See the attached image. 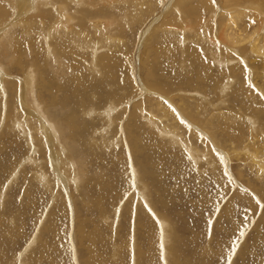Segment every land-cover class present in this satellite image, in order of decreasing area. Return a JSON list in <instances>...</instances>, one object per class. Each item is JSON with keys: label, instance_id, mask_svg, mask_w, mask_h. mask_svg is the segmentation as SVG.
<instances>
[{"label": "rangeland", "instance_id": "obj_1", "mask_svg": "<svg viewBox=\"0 0 264 264\" xmlns=\"http://www.w3.org/2000/svg\"><path fill=\"white\" fill-rule=\"evenodd\" d=\"M202 1L189 0V4L194 6L197 2L198 4L204 2ZM235 1L228 0L226 4L228 6H226L222 4L221 0H212L209 7L211 6L216 13L212 17L210 14L207 15L211 23H204L203 15L206 12L200 11L201 16L197 20V23L199 22L198 29L195 30L196 22L192 27L182 20L166 27L164 21H170V17H172L171 20L176 19L178 16L176 11H182V6L176 0L172 3L171 8H169L170 0H156L150 9L146 7L147 3L143 2L141 9L143 21L137 24L132 21L135 16L129 19L127 11L130 6L129 0H86L84 1L83 14L75 12V9L71 7V1L65 0V7L69 10V14L77 19L76 22L70 20L65 25L66 27L79 26L80 24L83 27L88 26L89 23L88 28L99 29L101 32L99 35L102 36L114 33L122 35L124 32L123 36H118V40H120L125 35L121 43L123 47L119 46L117 49L110 47L105 41L96 40L95 43H99L96 45L97 53L94 55L99 57L104 54L113 57L116 56V53H122L124 58L126 57L127 61L131 62V64L127 62L126 72L129 79H127V87H130L131 90L126 89L130 90L127 91L129 94L132 91L133 95L127 102L113 105L115 106L112 108V110L115 109L113 114L117 115L118 122L116 121V125L112 123V126V124L102 122V116L98 112L105 115L108 108L103 107L105 103L102 100V103L100 100L98 101L103 106L97 101L98 95L93 92L95 89L93 85L90 86L92 89L87 88L90 92L86 93L84 89L85 95L81 91L83 93L76 95V98L67 96L65 92L58 93L59 101H56L59 102V109L53 110L51 106L44 107L50 103L51 98H49L50 94L42 89L40 78L37 76L33 81L34 100L27 101V108L21 109L22 105L17 104L20 100L18 95L20 91L15 92L12 84L5 87L4 83L12 81L19 84L18 78L23 79L22 71L15 70V66L12 65L13 67L10 66V69H12L13 76H9L8 80L1 76L3 91L0 89V93H2L0 98V140L3 136L5 140L0 141V211L13 210V215L22 220V231L16 237L14 236L13 244L16 249L8 253L9 257L13 255L16 258L20 255L22 260L23 250L25 252L28 249L24 248L27 246L30 249L38 248L34 239L41 234L49 246V252L55 264H87V259H91L93 264H264V174H258V171L248 162V158L243 153L241 154L242 148L252 145L255 140L258 141L257 145H262L258 151H264V142L261 137L248 141L250 139L248 118L258 116L259 106L264 107V65L262 64L264 62L252 55L247 57L249 60L240 56L239 51L235 49L234 42L224 40L217 34L218 28L223 29L221 24L225 18L220 15L221 10L225 8L227 11L228 9L245 8L242 14L235 12L237 15L234 18L236 22L233 26L235 32L237 26L242 28L246 25L240 31L244 30L245 32H239L244 37L250 35L255 29L264 27L262 23L264 12L256 13L247 10L252 6L248 0ZM255 1L263 3L264 10V0ZM133 8L135 7L133 6ZM168 11L170 15H166ZM255 14H258L259 19L247 26V20L249 21V18ZM91 15L93 16L91 17ZM67 16L66 18H68ZM183 16L186 17L184 14ZM10 21L1 25L3 26L2 31L10 24ZM180 24L191 27L184 33V36L186 35L184 44H182L180 36H177L183 29ZM164 27L174 28V30L177 28L179 33L163 34L164 31L161 29ZM14 28L10 29L18 36L19 28ZM146 30L149 32L145 33ZM194 30L199 34L196 35ZM117 31L120 34L116 33ZM36 34L42 35L41 32ZM210 40L212 43L214 41L218 43L217 47L220 53L217 54V62L214 59L215 54H212L210 50L211 48L215 49ZM19 41L27 40L20 39ZM70 44L71 47L78 50L80 55L86 57L89 68L93 69L91 50L76 48L74 44ZM165 45L174 48L173 57L170 55V62L164 56ZM24 49L25 46L21 48V50ZM157 51L160 52L157 53ZM192 52L197 53L199 57L202 56L203 59L205 57V64L209 67L204 66L205 69L203 68L206 71H203L204 81L202 83L199 81L202 78L198 76V68H195L197 62L194 61V58L189 57ZM30 56L32 57V55ZM119 58L124 60L121 55L116 56L115 59L121 61ZM25 60L30 62L29 67H33L34 70L37 68L36 71L41 70L38 68L37 62L34 61L35 65H33L29 58ZM143 60L156 64L157 67H165L168 76L167 78L159 77V81L167 82L170 86L177 78L175 75L177 72L185 84L176 87L179 89H173L168 95L156 90H153L152 94H144L143 88L146 87L150 90L144 84L145 82H151L155 86H158L159 82L154 84L155 81L146 74L145 67L141 64ZM3 63L0 64L2 73L5 69ZM170 63L174 65L172 66ZM75 64L80 66L82 71L85 70V66L77 64L76 61ZM98 66L96 70L87 69L85 71L88 75L90 74L89 78L95 80L101 78V70ZM231 71L233 73L232 84L227 83L226 94L220 97L218 88L221 83V85L225 83L227 78H231ZM256 74H262L263 77L260 75L262 79ZM96 84L98 85L97 90L103 89L99 82ZM234 85L239 91L234 90ZM238 85L239 87H237ZM83 88L80 89L83 90ZM200 89L204 94L200 92ZM97 90L95 89V92H100ZM41 93L46 97L41 96ZM45 93L48 96L44 95ZM38 95L39 97H37ZM40 97L41 99H39ZM91 98L93 99L90 100ZM81 99L86 100L87 104L90 103L88 109L82 110V104L77 102ZM34 101L37 105L40 103L39 109L34 105ZM4 103H7L9 110L5 109ZM97 104L99 105L97 106ZM156 104H160V107L164 109L157 110ZM47 107L52 109V112H48L55 115L61 122L64 116H71L70 125L76 129V132L74 129V140L85 159V172H87L85 182L82 178L77 179V189L75 186L77 182L75 184L72 182L73 176L70 175V169L65 168L67 160L70 159L68 155L61 159L62 170L59 168L53 170L54 166L49 161V151L45 152L44 149H41L42 147L38 145V142H34V139L30 142V139L35 137L34 131L40 129V123L36 118V115L42 117L39 110L47 119L49 118L45 110ZM99 108L102 109L98 110ZM132 110H135L137 116L129 120ZM27 111L32 113L34 111L36 115L34 117L28 115ZM144 111L156 120L160 130L166 129L167 135L174 132L177 137H182L184 142H188L194 147L193 150L198 152L197 155H200L201 151L202 154L206 152L214 162L204 164V160H200L198 163H194L188 154L181 150L182 148L169 143L166 134L164 136L160 133L161 131H158L159 129L148 125L146 118H143V116H148L143 114ZM213 111H217V113L214 114ZM165 112H167L166 115L163 114ZM209 113L211 116L215 115L212 120L220 119L222 122L230 118L226 122L227 130L230 136L238 138H228L225 132L215 130L211 125L212 120ZM218 113L220 115H216ZM221 114L226 115V118H222ZM237 117L241 119H235ZM17 118H21L20 124L26 121L30 127L28 131H25L29 135L28 141L21 132L14 130L16 126L14 122L18 120ZM4 120L10 121L7 122L8 124L5 123L6 127ZM48 121H52V119L49 118ZM127 122H129L131 133H127V137H125L123 127ZM52 123L54 128L55 124L53 121ZM83 123L89 126H85ZM259 124L264 130L263 119L259 121ZM134 125L136 126L134 127ZM133 127L135 129L132 131ZM174 128L177 129V133ZM85 129L90 132L88 131V134L86 131L81 132ZM233 129L236 131L232 135ZM101 131L107 134H101ZM54 134L58 141L62 142L56 127ZM128 135L132 137L128 138ZM214 136L218 138L219 144L214 142ZM43 140L46 144L44 137ZM114 141V144L109 145ZM37 151H40L39 154ZM55 154L58 157L57 153ZM32 156L37 157V164L31 162ZM262 156H264V152L260 158ZM72 159L79 171L78 163L74 158ZM55 170L58 172L56 173ZM40 171L43 179L38 173ZM62 175L64 182L63 178L60 180ZM143 185L146 187L144 188ZM144 189L147 191L146 193ZM144 194H147L150 199H145ZM15 199L17 200L15 201ZM83 200L89 201L93 205L102 204L108 220L102 222L96 207H91L89 204L87 206ZM158 200L164 205L155 211L148 202L154 204ZM159 213L162 214L161 218ZM162 221L168 223L170 231L172 230L170 257L167 252L165 253L167 245L164 247L159 241L160 232L156 234L158 223ZM81 235L84 236L86 243L93 242L95 248L86 251L82 247L84 245L81 246L79 242ZM50 245L57 251L52 250ZM26 256L32 255L26 254ZM133 256H136V261Z\"/></svg>", "mask_w": 264, "mask_h": 264}, {"label": "bare ground", "instance_id": "obj_2", "mask_svg": "<svg viewBox=\"0 0 264 264\" xmlns=\"http://www.w3.org/2000/svg\"><path fill=\"white\" fill-rule=\"evenodd\" d=\"M70 1L72 3L71 7H72V9L73 8L75 9V12H78L80 14L84 13V11H83V8L85 7L84 1H86V0H79V1L78 0H70ZM129 1H130V6H129V9H127L128 13H129L128 14L129 19L133 18L135 16L132 19V21L136 22V24L143 21V12L141 10L142 6L144 4L143 2L147 3L146 7L148 9L152 8V6L156 3V0H134V1L129 0ZM174 1L175 0H170L169 8H171V5H172V3H174ZM176 1L179 5L182 6V11L181 10L176 11V13L178 14V16H176V19L171 20L172 17H170V19H169L170 21L165 20L164 22H165L166 27L169 24L174 25L176 23V21L181 22V20L185 21L190 26L192 25V27H193L195 22L197 23V20L200 19V16H201L200 11L206 12L203 15L204 20H205L204 23L205 24L211 23L210 19L208 18L207 15L210 14V17H212V15H214L216 13L214 9L212 10L211 6L209 7V5L212 3V0H203L204 1V2L202 1L203 3L199 2V4H198V2H197V4L194 6L189 4V0H176ZM221 1H222L223 5H226L228 2V0H221ZM230 1H232V0H230ZM233 1L236 2L235 0H233ZM248 2L251 3L252 6H250V9H247V10H251L253 12L255 11L256 13H263L264 12V10L262 8L263 3H258V1H255V0H251V1L248 0ZM67 3H69V2H67ZM86 4H88V3H86ZM240 4H242V2H240ZM65 5H66L65 0H0V60L1 61L3 60L2 62L0 61V64H2L4 62L3 66L5 68L4 73H2L0 71V89L2 90L1 79L3 80V78H1V76L5 77L4 79H7L9 76H13L12 71H11L12 69H10V68L13 67L12 65H14L15 70L20 69V71H22L21 73L23 75V79H19L17 77L19 84L14 83L12 81L11 82L6 81V83H4V86L6 87L7 85L12 84V88L15 92L20 91L18 94L20 100L19 99H18L19 101L17 100L18 101L17 104L19 106L22 105L21 109L27 108L26 107L27 101L34 100V97H33V94H34L33 81H35L37 76H39L38 78H40L42 89L46 90L48 92V94H50L49 98H51L50 103L45 105L44 107L51 106V108L53 110L56 108L58 110L59 109V107H58V103H59L58 101L59 100L57 99L58 93L65 92L67 96H71V97L76 98L75 96L80 94V93H83L84 89L86 90V93H88L87 91L90 92V90H87V88L88 87L91 88L90 87L91 85L95 86V89L97 90L98 85L96 83L99 82L100 87H102L103 89L97 90L100 92H95V89H94L93 92L96 93L95 95H98V97L96 96L97 101L100 100V102H101V100H102V102L105 103V104L103 103L104 104V106H103L101 104L102 102L100 103L98 101L99 104L105 108H108V109H107V112H105V115L100 113V112H98V113H99V115L102 116V122H106L107 124H112V123L115 124L116 121L118 120V118H117V115L113 114V111L115 110V109L112 110V108L115 107L113 105H119V104H122L124 102H127L128 99L131 97V95H133L131 93L132 91L130 92V94H129V92H127V91L131 90L130 87L129 88L127 87L128 86L127 85V83H128L127 79L128 78H127L126 72H127V62L128 61H127L126 57L124 58L122 53L121 54L116 53V56L121 55L124 58V60H121L122 58H119L122 62L119 61L118 59H115L116 56H113V57L107 56V55L105 56L104 54L100 55L99 57L95 56L94 53H97L96 45L99 43V42L95 43V41L96 40L105 41L110 47H116L117 49H119V46L123 47V45L121 43L123 42L125 35L123 38L121 37L122 39H120V40H118L119 39L118 36H123L124 32H122L123 30L121 31L120 29H118L119 31L122 32V35L120 34L119 31H117L116 33H119L120 35L114 33L112 35L102 36V35H99V34H101L99 29L88 28V26L90 25L89 23H88V26L85 25L83 27L80 26L81 24L79 26L73 25L70 27L69 26L66 27L65 25L67 23H69L70 20H73L76 22L77 19L73 18L71 16V14H69L70 12L65 7ZM133 6L135 8L132 9ZM226 6H228V5H226ZM93 8H96V7H93ZM169 8H167V9L169 10ZM209 8H211V9H209ZM45 9L48 11H46ZM241 9H236V10L228 9V11H227V9L225 8V9L221 10L220 16L225 18L226 21L224 20V22L221 24L223 29L218 28L219 30L217 31V34H219L224 40L226 39L227 41L231 40L232 42H234L233 44L235 46V49H237L239 51L240 56L247 58L249 55H252L253 57H255L257 59H260L261 62H264V27L262 29H260V28L255 29L250 35H247V37H244L243 34H239L241 29L246 27V25H244L242 28L240 26H237L235 28L237 30L235 32L233 31V26L235 25V22H236L234 18L236 17L237 14H242L244 12L243 10H245V8H241ZM76 10H78V11H76ZM165 10H166V8H165ZM239 10H241V11H239ZM102 13H105V12L102 11ZM168 13H169V11L166 12V15H170ZM65 14H66V16L68 15L67 16L68 18H66ZM73 14H75V13H73ZM94 14H95V12H94ZM183 14L186 15V17L183 16ZM69 16H71V17H69ZM92 16L93 15H91V17ZM252 16L253 17L249 18V21L247 20V22H248L247 26L252 24L253 21H257V19H259L258 14H255ZM5 18H7V19L3 20ZM262 20H264V19H262ZM7 21H10V24L6 27V29L4 31H2L3 29H1V28L3 26H1V25L5 24ZM79 22H80V20H79ZM84 23H87V22L84 21ZM262 23L264 24V21H262ZM98 25H100V24H98ZM180 25L182 26L183 29L180 28L182 31H180V34H178L177 36H180V39L183 42L182 44H184V42L186 40V37H185L186 35L184 36V33L189 31L191 29V27L185 26L184 24L183 25L180 24ZM198 25H199V22L195 25V27L197 26L195 30L198 29ZM14 27L19 28L20 34L18 33L19 34L18 36H16V32H13L11 30V29H15ZM166 27H164V29L163 28L161 29L162 31H164L163 34H166V33L169 34L170 33L171 35H174V34L179 33V32H177V30H178L177 28L174 30V28L172 29V28H166ZM165 28L167 31L165 30ZM199 31H200V29H199ZM210 31H212V30H210ZM38 32H41L42 35H37L36 33H38ZM148 32L149 31H147V30L145 31V33H148ZM242 32H240V33H242ZM92 33H93V36H91ZM195 34L196 35L199 34L198 31H195ZM98 35H99V37L93 39V37H96ZM201 37H200V39H201ZM5 38H6V40H5ZM215 38H216V36H215ZM20 39L24 40V41L27 40V41H25V42L21 41L20 42L19 41ZM211 41L212 40H210V42ZM18 42H19V44H18ZM69 43L74 44L76 48L80 47V48L91 50V52L93 54V58L91 61L93 69L89 68V66H88L89 62H88V60H86V57L80 55L78 53V50L73 48V46L71 47V44L69 45ZM211 44L215 46L216 50L215 49L213 50L212 48L210 50L212 51V54H215L214 59L217 62L218 61L217 54L220 53L219 48L217 47L218 43H217V41L216 42L214 41L213 43L211 42ZM241 44H243V45H241ZM24 46H25V49L21 50V48L22 47L24 48ZM164 49H165L164 56H165L166 60L168 62H170V58H171L170 55H172L174 48L165 45ZM44 52H45V54H43ZM159 52L160 51H157V53H159ZM233 53L235 54V52H233ZM236 54H238V53H236ZM30 55H32V57ZM172 57H173V55H172ZM189 57L194 58L195 59L194 61L197 62V64L195 65V68H198V71H199L198 76L202 78V76H204L203 71H206V70H203L204 66L208 67V65L205 64V61H204L205 57L203 56L204 57V59H203V58H201L202 56L199 57L197 53L195 54V52L190 53ZM28 58L31 60L32 64L34 63V61L37 62L38 68L43 70V71L42 72H41V70L36 71L37 68L34 70L33 67H29L30 62H27V60H25ZM90 60H91V58H90ZM247 60H249V59L247 58ZM75 61L77 64L80 63V65L85 66V70L82 71L80 69V66H76ZM144 62L145 61L143 60V63H141V64L145 67L146 74H148L151 77V79L153 81H155L154 84H157L159 82L158 86L153 85L151 82H145L144 84H146V86H148L150 88V90L147 89L146 87L143 88L144 94H152V93H154L153 90L154 91L156 90V91H160V92H165V94L167 93V95H168L169 93H171V91L173 89H179L176 87H179L182 84H185L183 79H180L182 77L177 72L176 73L174 72L175 75H177V78L175 80H173L172 85L169 86L167 84V82L163 83L164 81L163 82L161 80L159 81V77L167 78V76H168L167 72H165V69H164L165 67L164 68L163 67H157V66H155L156 64L148 63L147 60L145 63ZM172 62H174V59H172ZM129 63L131 64V62H128V64ZM170 64L172 66L174 65L173 63H170ZM243 64H245V63H243ZM262 64L264 65V63H262ZM33 65H35V64H33ZM97 66L101 70V75H100L101 78L100 79L96 78L97 80L89 78L90 74L88 75L87 73H85V71H87V69L96 70ZM243 66L245 67V65H243ZM36 67H37V65H36ZM200 67H201V69L199 70ZM263 68H264V66H263ZM44 70H46V71H44ZM162 73H163V75H162ZM196 73H197V69H196ZM231 73H232V71H231ZM170 75H171V73H170ZM256 75H258V74H256ZM260 75L263 77L262 74H259L258 76H260ZM232 77H233V73H232L231 78H227L223 85H221L222 83L220 84V87L218 88L220 97L225 96L227 83L230 84L232 82V79H233ZM244 77H246V76H244ZM262 77H261V79H262ZM131 80L132 79H130V81ZM241 80H243V79H241ZM199 81H201V83H202V81H204V80L202 78V80H199ZM168 82H169V80H168ZM233 87L235 88L234 90H236V86L234 85ZM237 87H239V85ZM80 88H83V90ZM126 88L130 89V90H127ZM197 89H198V87H197ZM232 90H233V88H232ZM81 91H83V92H81ZM236 91H239V90L237 89ZM42 92H43V90H42ZM200 92L203 93L202 90ZM91 93H89V95ZM1 95H2V93H0V98H1ZM3 95H4V93H3ZM44 95H47V94L45 93ZM83 95H85V92L83 93ZM89 95H88V97H89ZM4 96L6 98V95H4ZM41 96H43L42 93H41ZM11 97H13V96H11ZM27 97H29V98H27ZM37 97H39V95ZM43 97H46V96H43ZM231 97H232V95H231ZM84 98H85V96H84ZM39 99H41V97ZM92 99L93 98H91L90 100H92ZM3 100H5V99H3ZM56 100H58V101H56ZM76 100H78V99H76ZM87 100H89V99H87ZM38 101H40V100H38ZM56 102H57V104H56ZM77 102H80V104H82V110L88 109L90 106V103L87 104L86 100H83V99H81ZM33 103L37 107V109H39L38 106L39 107L41 106L40 103H38V105H37L36 101H34ZM96 103H94V104L96 105ZM99 104H97V106ZM220 104H221V102H220ZM4 106H5L6 110L9 108L7 106V103ZM102 106H100V107H102ZM155 106L158 108L157 109L155 107L157 110L162 111L164 109V108L160 107V104H156ZM51 108L47 107V108H45V110L48 113L50 120L52 119V121L54 122V124H55L54 128L55 127L57 128L62 142L58 141L56 134H54V128L52 127V125H53L52 121H48L49 118L47 119L44 116V114L40 112V110H39V113L41 114L42 117H40L39 115H36L34 113V111H33V113L27 111L28 115L29 114L33 115V117L36 115L37 116L36 118H38L37 120L40 123V129L38 131H34L35 137L31 138L30 142L34 139V142H36V143L38 142V145L42 147L41 149H44L45 152L49 151V156H50L49 161H51L50 164H52L54 166V168L52 167L53 170L55 168H56V170H58L57 168L62 170L61 159L64 158L66 155H68V157L70 159L67 160V163L65 162L66 164L65 163L64 164H65V168L70 169V175L73 176L72 182L75 184L77 182V179H80V178H82V180L85 182L86 177H87V172H85L86 162H85L84 157L82 156V154L78 150L77 142L74 140V136H75L74 129L75 128L73 129V126L70 125L71 124V121H70L71 116H64L63 121H65V120H67V121L61 122L55 115H52L51 113H49V112H52ZM60 108L64 109L63 107H60ZM101 109L99 108L98 110H101ZM94 110H95V108H94ZM122 110H124V108ZM19 111H21V110H19ZM146 111H148V110H146ZM146 111L143 112L144 115L145 114L148 115V113ZM166 113L167 112H165L163 114L166 115ZM213 113L215 114V113H217V111H213ZM214 114H212V115H214ZM25 115H27V114H25ZM57 115H58V113H57ZM208 115L210 116L211 120L215 117V115L211 116V113H209ZM216 115H220V113H218ZM20 116H22V115H20ZM129 116H131V117H130V119L129 118L128 119L132 120L133 118H135L137 116V113L135 112V110L134 111L132 110ZM138 117H139V114H138ZM80 118H82L81 115H80ZM143 118H146L149 126L154 127V129L155 128L159 129L158 131H161L160 133L162 135L167 133L166 129L160 130L158 123L155 122L156 120H154L152 116H150V115H148L146 117L143 116ZM222 118H226V115H222ZM17 119L18 120H16L14 122V124L16 125L15 127L13 126L14 130H16V131L18 130L19 132H21V134H23V137H25L26 141H28L29 135H27V133L25 131H28L30 127L26 121H24L23 123L20 124V122H22L21 118H17ZM235 119L240 120L241 118L237 117ZM248 119H249L248 120V125H249L248 127H249V136H250V139L248 141H251L252 139H256L257 137H261L263 139V142H264V130L260 127V124H259V121L261 119H263V121H264V107L259 106L258 116H252V118H248ZM5 120H6V118H5ZM9 120H11V119H9ZM135 120H137V119H135ZM228 120H230V118L222 121L223 123L221 122L220 119L212 120L211 125L214 127L215 130H218L219 132H225L229 138L232 136H230V134L227 130L228 125L226 124V122ZM81 121L83 122V120H81ZM137 121H139V120H137ZM7 122H8V120L4 122V125ZM11 122H13V121H11ZM31 122H32V120H31ZM84 122H86V121H84ZM28 123H29V120H28ZM35 123H37V122H35ZM90 123H92V122L90 121ZM128 123L129 122H127V124H125L124 127L122 126L123 130H124L125 137H127V135H126L127 133H131L129 131ZM32 124H34V123H32ZM83 124H85V123H83ZM4 125H3V127H4ZM81 125H80V127H83ZM86 125L87 124H85V126ZM223 125H225L226 127ZM6 126L7 125H5V127ZM87 126H89V125H87ZM112 126H113V124H112ZM135 126L136 125H134V127ZM5 127H4V130H5ZM71 127H72V130H70ZM134 127L132 128V131L135 129ZM87 128H89V127H87ZM136 129H137V127H136ZM174 129L176 130V133H177V129L176 128H174ZM77 130H78V128H77ZM82 131L84 132V131H86V129L81 130V132ZM88 131H86L87 134H88ZM235 131L236 130L233 129V131H231V134L233 135ZM32 132H31V134H32ZM75 132H76V129H75ZM77 133H79V132H77ZM5 134H6V132H5ZM92 134L94 135V133H92ZM101 134L105 135L107 133H103L101 131ZM134 134H136V133H134ZM82 135H83V133H82ZM90 136H91V134H90ZM3 137H1V140L3 139ZM15 137H16V135H15ZM43 137L46 141V144L43 140ZM130 137H132V136L128 135V138H130ZM133 137H134V135H133ZM166 137H167V139L171 145H176L177 147L182 148L181 150L183 152L187 153L188 157H190L194 163H198V161H200V160H204V164L214 162V160L211 159V157H209L206 152H203V154H202V151H201L200 155H197L198 152L193 150L194 147H192L188 142H184L185 140L181 139L182 137L181 138L179 136L177 137L174 132L171 134L169 133L168 135L166 134ZM237 138L238 137L234 136L231 139H237ZM3 140H5V139H3ZM213 140H214V142L219 144L217 137L214 136ZM16 142H18V141H16ZM6 143H7V141H6ZM114 143H115V141L110 142L109 145H112ZM257 143H258V141L255 140L252 143V145H246L245 147H243L241 150V154L243 153V155L246 158H248V162H250L251 166L258 171V174H260V173L264 174V156H262V158H260V156L262 155V153L264 151L263 152L258 151L262 145H257ZM212 144H213V142H212ZM263 146H264V144H263ZM40 151H37V153L39 154ZM55 153H57L58 157H56ZM72 158H74L76 160V162L78 163L79 171L77 170L76 164ZM30 160L32 163L37 164V157L36 156H32V158H30ZM27 167H30V166L27 165ZM20 170H21V168H20ZM57 172L58 171H56V173ZM38 173L41 175L40 178L43 179L42 172L40 171ZM62 178H63V175H62V177H60V180ZM63 182H64V178H63ZM75 186L77 189L78 188V182L75 184ZM143 186H144V188L146 187L145 185H143ZM87 191H90V190H87ZM146 192L147 191L145 190V193ZM156 192H158V191H156ZM35 197H36V195H35ZM144 198L150 199V197L147 194H144ZM16 200L17 199H15V201ZM83 202H85L87 204V206L89 204V205H91V207H96L97 213H98L100 219H102V222H106L108 220V217L106 215V212H105L102 204L93 205L91 202H89V201L87 202L85 200H83ZM14 203L16 205V202H14ZM148 203L150 204V206H152L154 208L155 211L158 210V208L160 206L164 205L159 200L157 203H154V204H151L150 202H148ZM32 206H33V204H32ZM28 210H30V209L28 208ZM150 212H151V210H150ZM159 216L161 218L162 214L159 213ZM156 222H157V220H156ZM148 223L150 224V221ZM21 224H22V220L17 219L16 215H13V210L0 211V264H42L43 262H45V264H55L53 262V258L51 256V254L49 252V250H50L49 246L41 234H40V236H37L36 239H34L35 244L38 247L37 249H35L34 247L30 249L27 246L26 248H24V249L28 248L25 252H24V250H23V252L21 251L23 253V255H22L23 259L22 260L20 259V255L16 256V258H14L13 255L9 257L8 253L10 251H14V249H16L14 244H13L14 236L16 237L17 235H19L21 233V231H22ZM39 224H41V223H39ZM156 230H157L156 234L160 232L161 237H159L160 238L159 241H161V245L163 244L164 247H165V245H167V251L165 250V253L167 252L168 257H170V244H171V238H172V232H171L172 230L170 231L169 224L165 223L163 221L159 222ZM39 232H41V231H39ZM57 239H58V237H57ZM79 242H80L81 246L84 245L82 247L86 251H90V250L95 248L93 242L86 243V241H84L83 235L80 236ZM50 247L52 250H56L55 247H53L51 245H50ZM26 254L32 255V256H26ZM133 258L136 261V259H137L136 256H133ZM86 263L87 264H93L91 259H87Z\"/></svg>", "mask_w": 264, "mask_h": 264}]
</instances>
